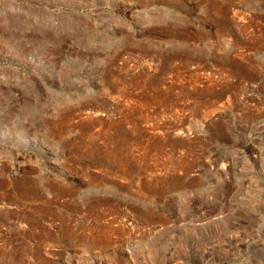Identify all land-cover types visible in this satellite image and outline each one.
<instances>
[{"label":"rangeland","instance_id":"rangeland-1","mask_svg":"<svg viewBox=\"0 0 264 264\" xmlns=\"http://www.w3.org/2000/svg\"><path fill=\"white\" fill-rule=\"evenodd\" d=\"M0 264H264V0H0Z\"/></svg>","mask_w":264,"mask_h":264}]
</instances>
